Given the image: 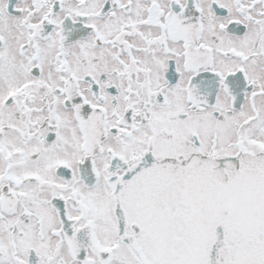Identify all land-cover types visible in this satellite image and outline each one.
Here are the masks:
<instances>
[{
    "label": "snow or ice",
    "instance_id": "1",
    "mask_svg": "<svg viewBox=\"0 0 264 264\" xmlns=\"http://www.w3.org/2000/svg\"><path fill=\"white\" fill-rule=\"evenodd\" d=\"M0 264H264V0H0Z\"/></svg>",
    "mask_w": 264,
    "mask_h": 264
}]
</instances>
